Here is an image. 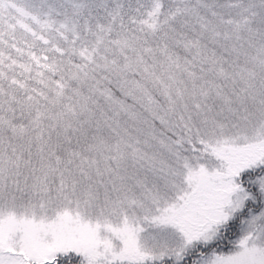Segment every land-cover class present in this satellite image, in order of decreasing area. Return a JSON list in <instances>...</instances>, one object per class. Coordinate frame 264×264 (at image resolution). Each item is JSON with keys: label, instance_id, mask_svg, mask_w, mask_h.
I'll return each instance as SVG.
<instances>
[{"label": "snow or ice", "instance_id": "1", "mask_svg": "<svg viewBox=\"0 0 264 264\" xmlns=\"http://www.w3.org/2000/svg\"><path fill=\"white\" fill-rule=\"evenodd\" d=\"M0 264H264V0H0Z\"/></svg>", "mask_w": 264, "mask_h": 264}]
</instances>
